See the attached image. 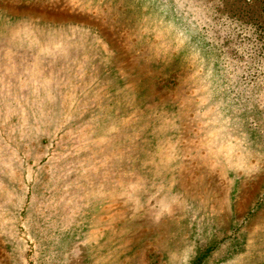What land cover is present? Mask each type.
<instances>
[{
    "label": "rangeland",
    "instance_id": "1",
    "mask_svg": "<svg viewBox=\"0 0 264 264\" xmlns=\"http://www.w3.org/2000/svg\"><path fill=\"white\" fill-rule=\"evenodd\" d=\"M2 24L0 99L67 50L64 84L93 94L0 102L21 133L0 143V264H264V0H0ZM54 104L76 125L21 126Z\"/></svg>",
    "mask_w": 264,
    "mask_h": 264
},
{
    "label": "trees",
    "instance_id": "2",
    "mask_svg": "<svg viewBox=\"0 0 264 264\" xmlns=\"http://www.w3.org/2000/svg\"><path fill=\"white\" fill-rule=\"evenodd\" d=\"M0 26H3V28H1L2 30L5 28L4 24H2ZM39 28L42 29L44 33H46V31L48 32L49 30H54V31L62 30V31H64L65 29L68 28V25L61 26L60 30H57V28H52V27L44 26V25H40ZM46 38L47 37H45V36H41V39L44 43H47L49 41V40H46ZM47 39H50V41H51V38H47ZM29 41L30 40H27L26 42H29ZM94 41H95V38L92 35V33L91 34L87 33L86 38L82 40L84 45H80L81 54L90 53L92 51L91 49L93 48V45H94V44H92V42H94ZM50 44L53 45L54 43L51 42ZM40 46L42 47V44H40ZM36 48L37 47H33L34 50ZM31 52H32V50L28 51V53H31ZM67 53H68V50L66 53H64V52L60 53L59 51L58 52L52 51L48 54L41 53L40 57H38V58H34V57L32 59L29 58L25 64L26 65L25 70L23 72H20L15 77V81L11 82V84L6 83V85L3 86L4 90H5V94H3V92L1 93V96H3L4 99H0V102L5 103V99L7 98L8 95H10L11 98L7 99V101L10 100V101H8L9 104L14 105L18 102L19 108H24V104L22 102L23 101L27 102L28 100L21 99L20 96H25L26 98L32 97L33 100L35 98H37V101L40 100L39 99L40 97H46L47 99H45L44 102H48V101L51 102L48 104L61 103L62 101H65V100L66 101L67 100L81 101V100L87 99L91 94H93V88L91 85L89 86V84H88V85H82V87H79V86L73 87V85L70 86V85L64 84V78L71 77V73L64 72L66 69H62L63 68V62H62L63 57H64V54L66 55ZM18 55L21 56V54H18ZM51 55H56V58L50 57ZM101 55L98 54L97 57L100 58ZM72 56L76 58L77 56H81V55L79 54V52H76ZM58 60H60L59 64L54 71H48V70L43 69L42 64L44 62L45 63L53 62V65H54ZM70 61L75 62L72 57H70ZM31 67L33 68V72L31 70ZM36 68H42L44 70V71H41V73H39V77H40L39 83L43 82L44 80L47 81L46 84L45 83L39 84L37 79L33 78L35 80V82L31 83L28 88H31L36 96H34V93L32 94V91H30L28 89H26L25 92H22V90L17 89V85H14L17 82V80L19 78L30 79L31 76H33L32 74L34 73ZM84 74H85V76H87V75L90 76L92 74V72L91 71H84L83 73H81L79 75V79L85 77ZM87 82L88 81H86V83H84V84H87ZM47 95H51V97H47ZM67 105L68 104L60 106V105L54 104V107L48 106L46 109L47 113L43 117H38V115L32 114L35 116L34 119H30L29 117H27L26 123L23 125L21 122L20 124L23 127L26 125V127L29 126V128H30L31 126H33L36 123L35 119L38 118L39 124L42 127L46 128V130L50 131L51 126L48 125V118H51V119L57 118V116L54 114H58V112H60L61 108H63L62 117H60V121L58 119L56 121L53 120V121H55V125L53 126L54 131H56V133H58V130H56L55 127L58 124L62 125V123H63V125L60 126V128L62 130L60 129V131H63L65 129H67V127L73 126V122L75 123V125L77 123V121H75V120L73 122L67 121L68 118L66 119V116H70L69 115L70 110H71L70 107H72V106H69V105L67 106ZM0 110L4 113L6 111V106H2ZM76 112H77V110L74 109L71 113L75 114ZM18 126H19V124L17 123V119L15 117L9 118L8 120H5L3 123H1L2 130H0L1 131L0 143L4 144V143H6V141H8L7 143H11L13 145H16V147L20 149L21 145H19V136L21 133H20V130L18 129ZM10 127L11 128L13 127L12 131H11V129H9ZM130 142H133L132 139H130ZM128 143L129 142H126L125 145H127ZM36 192H38L37 193L38 197L40 195H42L41 186H39V189ZM47 193L48 192L46 190L43 192V194H45V195Z\"/></svg>",
    "mask_w": 264,
    "mask_h": 264
}]
</instances>
